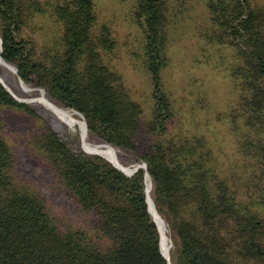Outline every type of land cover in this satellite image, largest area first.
<instances>
[{
  "label": "trees",
  "instance_id": "trees-1",
  "mask_svg": "<svg viewBox=\"0 0 264 264\" xmlns=\"http://www.w3.org/2000/svg\"><path fill=\"white\" fill-rule=\"evenodd\" d=\"M169 2L135 0L152 84L146 114L122 74L104 60L115 39L105 25L96 30L94 0L56 1L52 13L60 34L51 44L32 30L43 11L38 0H0V57L18 79L81 113L98 140L146 164L126 175L103 156L81 151L78 132L53 130L37 108L16 100L0 81V264H168L148 210L146 174L155 208L173 234V264H264V6L204 0L208 39L232 48L226 72L239 92L246 128L240 147L255 166L242 181L222 172L203 136L168 131L174 106L160 72L167 61ZM18 79L8 82L21 95ZM7 109L40 125L30 144L89 217L86 227H62L44 197L17 178V153L5 137ZM252 193L259 198L254 204Z\"/></svg>",
  "mask_w": 264,
  "mask_h": 264
},
{
  "label": "rangeland",
  "instance_id": "rangeland-1",
  "mask_svg": "<svg viewBox=\"0 0 264 264\" xmlns=\"http://www.w3.org/2000/svg\"><path fill=\"white\" fill-rule=\"evenodd\" d=\"M38 1L43 11L34 17L32 30L34 29L41 43H54L60 34V25L52 13V6L57 0ZM169 1L166 27L167 61L160 72L163 89L170 96L174 106L168 131L177 137L203 136L211 146L222 172L238 176L242 181H248L247 178L252 174L255 166L252 165L253 160L244 155L240 147V139L245 136L246 128L239 117V92L226 72V66L232 60V48L228 44H219L208 39L209 18L204 0ZM253 1L264 6V0ZM94 2L96 30L105 25L111 30L115 39L113 50L103 53L104 60L111 68L122 74L132 97L141 102L145 113L148 114L152 103V84L144 66L145 33L136 21L135 0H94ZM0 70V81L5 84L4 87L9 93L13 97L25 100L18 101L37 108L53 130L59 133L78 132L81 151L84 149L92 152L89 154L99 152L107 161L114 163L107 150L84 147L82 142L84 138L92 145L107 144L117 149V162L128 170L144 163L134 162L132 153L98 140L89 131L83 115L77 111L81 115L78 119L85 122L84 131L80 130L77 123L75 127H71L64 119L35 100L44 95L49 102L64 108L57 100L51 98L59 105L48 99L43 88L28 84L22 86L16 73L2 63ZM15 77L19 80L24 94H17L8 82L13 81ZM41 91L43 93L40 94ZM3 117L6 121L5 137L10 142L12 150L17 153L16 175L20 182L44 197L49 212L56 217L62 227H86L89 224V217L66 196L64 187L49 173L46 162L30 144L34 135L40 131V125L29 115L15 109H7ZM150 182L152 189L151 179ZM251 195L249 201L254 204L259 198L254 196V193ZM161 220L169 235L171 260L173 234L166 227L162 217Z\"/></svg>",
  "mask_w": 264,
  "mask_h": 264
},
{
  "label": "bare ground",
  "instance_id": "bare-ground-1",
  "mask_svg": "<svg viewBox=\"0 0 264 264\" xmlns=\"http://www.w3.org/2000/svg\"><path fill=\"white\" fill-rule=\"evenodd\" d=\"M0 63L4 64L5 66H7V68H9L12 71H14L13 67L11 65L9 66L8 64H6L2 60L1 57H0ZM23 85L24 84L22 83V86ZM41 93H43V92L41 91L40 94ZM35 100L40 102L42 105L45 106V108H47L51 112L56 113L60 118L64 119L68 124H70L71 127H75V124L77 123L79 125L80 130L84 131V128H85L84 127V123H83L82 120L80 121L78 119V117L81 116V115H79L74 110L69 109V108H65V107L63 108V107L57 106V105L49 102V100L45 99L44 95H41V96L37 97ZM82 142H83L84 147H86V148L97 147V148H99L101 150L104 149V151L107 150V152H108V154L110 156V159L117 165V167L119 166V167H121L120 169H123V170L126 169V172H129V170L127 168H124V166H121L117 162V154H118L117 153V149H115L113 147H110L107 144L106 145L105 144H100V145L95 146V145H92V143H90L88 140H86L84 138H82ZM109 156H108V158H109ZM146 192H147V202L149 203L148 206H150L149 210H151L150 212L153 214V216H154V218L157 221L158 226H159L160 238H161V252L164 254L165 257L166 256L168 257L167 258L169 260L168 263L169 264H173L172 261L170 260V257H169V249H170L169 235L166 233V228H165L164 224L162 223L160 215L155 210V206H154V203H153V200H152V197H151V182H150V178H149L148 175L146 176Z\"/></svg>",
  "mask_w": 264,
  "mask_h": 264
},
{
  "label": "water",
  "instance_id": "water-1",
  "mask_svg": "<svg viewBox=\"0 0 264 264\" xmlns=\"http://www.w3.org/2000/svg\"><path fill=\"white\" fill-rule=\"evenodd\" d=\"M1 38V37H0ZM0 51H1V43H0ZM4 61V60H3ZM5 62V61H4ZM6 63V62H5ZM6 64H8V63H6ZM9 65V64H8ZM10 66V65H9ZM13 69H14V72L16 73V69L13 67ZM2 82V81H1ZM2 84L5 86V84L2 82ZM17 100H20V101H25V100H23V99H20V98H18V97H16V96H14ZM76 112V111H75ZM83 118V117H82ZM85 123V122H84ZM97 154H99V155H102L101 153H97ZM103 156V155H102ZM114 165V164H113ZM115 166V165H114ZM115 167H117V166H115ZM139 167H143V168H145V164L144 163H141V164H138V165H136L133 169H130L129 170V172H126L125 170H123V169H120V168H118L119 170H121L122 172H124L126 175H132L134 172H136L137 170H138V168ZM146 176H147V174L145 175V179H146ZM145 191H146V189H145ZM146 199H147V192H146ZM148 210H149V206H148ZM149 212H150V210H149ZM150 214L152 215V213L150 212ZM153 217V216H152ZM153 219H154V217H153ZM154 221H155V219H154ZM155 223H156V221H155ZM157 225V224H156ZM158 227V226H157ZM161 249V248H160ZM162 253V252H161ZM162 255L164 256V254L162 253ZM165 257V256H164ZM166 259H167V257H165ZM167 261H168V259H167ZM169 264V263H168Z\"/></svg>",
  "mask_w": 264,
  "mask_h": 264
}]
</instances>
